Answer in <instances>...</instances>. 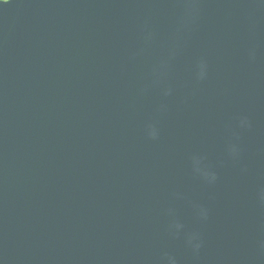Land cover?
Masks as SVG:
<instances>
[{"label": "water", "instance_id": "95a60500", "mask_svg": "<svg viewBox=\"0 0 264 264\" xmlns=\"http://www.w3.org/2000/svg\"><path fill=\"white\" fill-rule=\"evenodd\" d=\"M262 193V0H0V264H264Z\"/></svg>", "mask_w": 264, "mask_h": 264}, {"label": "clouds", "instance_id": "9594fccd", "mask_svg": "<svg viewBox=\"0 0 264 264\" xmlns=\"http://www.w3.org/2000/svg\"><path fill=\"white\" fill-rule=\"evenodd\" d=\"M262 2H264V0H262ZM193 16H194V6L190 5L187 16L185 18V23L189 22L193 18ZM198 67H199L198 78L202 80L207 75V64H206V62L201 60ZM170 94H171V89H168L166 91L165 95H170ZM247 125H248V121L246 119L241 120V126L242 127L247 126ZM149 128H150V131H149L150 137L153 139L157 138L158 130L155 128V126L150 125ZM231 152L233 153V155L238 153V149L236 148V146L232 147ZM215 179H216L215 174H212V180H215ZM261 199L264 200V193L261 194ZM201 215L206 219L207 218V211L203 210ZM182 227H183V225H180V224L175 225V228L177 230H179ZM188 243L193 247V249L195 251H199V249L201 247V243L198 242L197 236H195V235L191 236L188 240ZM168 261H169V264H176V260L174 257L169 256Z\"/></svg>", "mask_w": 264, "mask_h": 264}]
</instances>
